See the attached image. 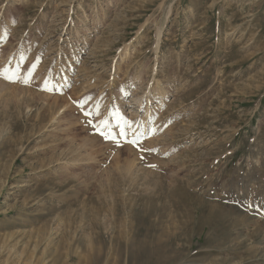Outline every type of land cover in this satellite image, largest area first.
<instances>
[{
    "label": "rangeland",
    "instance_id": "rangeland-1",
    "mask_svg": "<svg viewBox=\"0 0 264 264\" xmlns=\"http://www.w3.org/2000/svg\"><path fill=\"white\" fill-rule=\"evenodd\" d=\"M0 264H264V0H0Z\"/></svg>",
    "mask_w": 264,
    "mask_h": 264
},
{
    "label": "snow or ice",
    "instance_id": "snow-or-ice-1",
    "mask_svg": "<svg viewBox=\"0 0 264 264\" xmlns=\"http://www.w3.org/2000/svg\"><path fill=\"white\" fill-rule=\"evenodd\" d=\"M5 78H7V79H13L12 76H6ZM25 82H27V81H25ZM102 123H103V121H102ZM101 134L103 135V133H101Z\"/></svg>",
    "mask_w": 264,
    "mask_h": 264
},
{
    "label": "bare ground",
    "instance_id": "bare-ground-1",
    "mask_svg": "<svg viewBox=\"0 0 264 264\" xmlns=\"http://www.w3.org/2000/svg\"><path fill=\"white\" fill-rule=\"evenodd\" d=\"M136 101V100H135ZM132 231V230H131ZM147 246V245H146Z\"/></svg>",
    "mask_w": 264,
    "mask_h": 264
}]
</instances>
